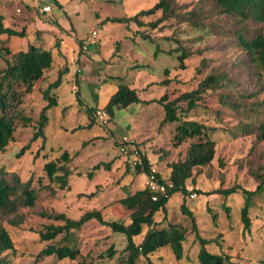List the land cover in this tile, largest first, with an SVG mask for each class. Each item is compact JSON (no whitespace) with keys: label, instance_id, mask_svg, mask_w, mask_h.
<instances>
[{"label":"rangeland","instance_id":"374dc122","mask_svg":"<svg viewBox=\"0 0 264 264\" xmlns=\"http://www.w3.org/2000/svg\"><path fill=\"white\" fill-rule=\"evenodd\" d=\"M58 1L59 4L56 0H40V4L52 8L49 12H42L36 0H0V9L6 13L5 25L24 29L26 33L24 37L12 36L9 40L0 38V65L8 55L5 47L16 51L27 49L28 43H34L52 48L59 41L62 50L59 54L58 48H54L53 67L46 71L43 80L37 82L36 89L24 96L19 108L34 121L28 125L17 121L14 140L0 153V168L17 173L23 180L32 177L34 185L39 188L40 183L48 184L43 168L46 161L59 157L65 150L73 157L69 188L41 187L37 204L33 207H20L17 217L15 214H0V221L15 243V251L8 254L9 264H80L81 261L123 264L126 235L113 232L95 219L80 230H74L70 236V242L80 249L77 258L39 256L44 247L61 242L64 236L59 234L50 241L41 239L40 232L46 226L64 223L43 216L41 212H63L71 218H79L85 211L96 208L102 210L107 220L127 222V211L118 201L146 187L147 174H139L135 169L126 171V155L120 151L117 141L128 137L141 153L147 155L152 168L168 175L169 164L183 159L190 142L196 141L197 137L176 146L173 139L175 123L163 122L165 110L156 99L165 92L176 98L184 91L195 89L212 72H224L232 79L243 76L242 84L205 89L198 106L184 113L187 118L212 127L209 134L216 142V155L212 163L194 169L193 176L187 180L191 194L186 199L182 193H175L169 200L167 211L155 215L158 221H162L161 227L171 223L185 234L183 257L176 259L168 246L153 254L151 259L155 264H201L198 260L200 244L192 230L191 219L181 210L185 200L196 216L201 234L221 241V247L217 243L208 247L213 252L228 254L230 262L227 264H264V185L253 196L249 232L243 230L241 221L242 191L239 189L228 196L212 193L218 188L235 185L255 190L260 182L257 174L264 176V142H256L253 135L241 130L244 124L264 118V92L254 95V83H244L249 76L235 64L241 48L218 34L202 37L186 22L172 18L157 28L104 22L108 16L134 15L158 0ZM176 1L181 12L199 9L203 4L210 9V3L205 0ZM207 15L211 16L210 11ZM160 16L161 11H158L143 20L149 22ZM211 19L225 27L228 25L221 16L208 18V21ZM141 32L151 38L142 37ZM180 47L190 51L185 67L180 66L178 59ZM156 49L159 51L157 55ZM65 67L68 71L55 90L59 104L49 111L50 122L46 127L44 145L43 140L38 139L19 156L21 148L32 139L37 127L35 119L46 104L41 89ZM165 69L169 70L168 75ZM167 77L171 78V83L162 84ZM122 82L135 88L142 99L150 102L118 109L113 121L102 124L92 107L105 106ZM220 95L238 106L222 103ZM179 104L187 107L186 101ZM252 105L255 106L250 111ZM92 118L94 122L89 125ZM37 151L39 156L35 157ZM110 161L111 169H93L99 162ZM225 205L229 206L230 216H227ZM12 219L18 220V224L12 223ZM146 230L144 227V233ZM144 233L136 240L140 241ZM111 246L115 251L113 256L107 253ZM137 264H148V261L141 256Z\"/></svg>","mask_w":264,"mask_h":264},{"label":"trees","instance_id":"16d2710c","mask_svg":"<svg viewBox=\"0 0 264 264\" xmlns=\"http://www.w3.org/2000/svg\"><path fill=\"white\" fill-rule=\"evenodd\" d=\"M210 3V9L205 4L199 9H192L181 12L176 0H158L153 6L141 9L134 15L108 16L104 22H114L120 24L135 23L138 26H149L150 28L159 27L167 19H176L186 22L191 28L197 31L200 36L221 35L227 42L241 48V54L235 61L236 67L241 68L243 72L248 74L249 80L246 84L253 82L254 88L252 94L261 95L264 92V0H205ZM59 4V1L56 0ZM161 11V16L149 22H145L143 17L153 15ZM211 16L209 17L208 12ZM215 16H221L228 25L225 27L219 21L210 20ZM5 16L0 13V38L9 40L12 36H25V30L15 29L4 23ZM257 26V28H256ZM142 37L151 38L144 32ZM1 40V39H0ZM83 40L81 41L82 44ZM59 41H56L52 48H44L34 43H28L27 49H18L12 51L5 47L7 56L4 57L3 65H0V153L3 152L8 144L14 140V132L16 130L17 121L22 125H28L34 121L33 117L24 114L19 106L22 104L24 96L36 89L38 81L44 79L46 71L51 69L54 64L53 51L58 48L60 54ZM181 53L178 59L181 67H185V60L190 57V51L184 47H180ZM155 50V55L158 54ZM68 71L67 67L59 70L57 77L41 89L43 99L46 104L41 108L36 121V131L32 139L24 145L19 156L23 155L31 148L32 142L38 139L46 140V127L50 122L49 111L58 106V95L55 90L62 84L63 75ZM168 75L169 70L165 69ZM243 76L230 78L224 72H212L200 81L199 85L192 90L180 93L176 98H171L168 92H165L159 99H156L165 110L163 118L164 123H175L174 144L180 145L188 139L197 137L196 141H192L186 151L183 159L169 164L171 170L168 175H162L157 171L158 178L161 182H171L173 186L166 194H159L158 198L153 199V191L148 187L137 189L130 194L119 199L120 205L127 211V222L125 220H107L104 218L101 209H90L80 215L79 218H71L63 212H46L42 211L41 215L55 220H62L64 223L59 225L50 224L45 230L40 232L42 240H54L59 234H63L61 242H52L44 247L39 256L55 255L60 259L69 257L72 259L80 255V249L70 242V236L74 230H80L90 220H97L104 224L113 232H120L126 235L127 245L123 249V264H137L141 256L145 257L148 264H155L151 256L160 251L163 247H171L176 259H181L184 252L185 234L175 225L168 223V226H160L162 221H158L155 217L156 213L167 211V206L171 197L180 192L186 199L191 194V190L187 186V180L193 176L194 169L212 163L216 155V142L210 136L212 127L195 119L184 116V113L190 112L198 106L201 100V93L205 89L224 87L228 84H242ZM171 78L167 77L161 81L162 84H170ZM40 88V87H38ZM251 94V95H252ZM227 96V95H225ZM219 99L226 104L230 101L220 95ZM186 101L187 107L183 108L179 102ZM149 100L142 99L135 88L128 83L122 82L117 90L109 97L108 102L103 108L109 114V122L114 120L118 109L127 108L132 104H146ZM232 106H238L236 103H229ZM255 105L250 107L253 110ZM96 111L98 107H92ZM258 108H255V110ZM94 118L89 122L93 124ZM241 130L246 134L255 137L256 142H264V118L259 121L244 124ZM120 144V141H117ZM42 145V146H43ZM126 171L135 169L137 173L148 174L152 168L151 162L146 154L143 155V163L133 166L129 160L131 152L124 153ZM39 156V151L35 157ZM72 155L68 151L54 159H50L44 163V172L48 180V184H42L41 187H50L57 185L60 189L70 187L69 179L73 174L71 162ZM112 161L99 162L94 165L93 169L100 168L111 169ZM93 175L92 172L89 173ZM260 182L255 190L235 185L230 188H218L212 193L228 196L239 189L244 195V203L241 208V221L243 230L249 232L251 230L252 220L250 217V208L253 203V196L264 185V176L258 175ZM39 188L34 185V179L30 177L23 180L17 173L10 172L5 168H0V214L3 216L15 214L22 206L33 207L37 204ZM204 193L203 191H197ZM209 192L208 194H210ZM206 194V192L204 193ZM227 216H230L229 206L225 205ZM184 215L189 216L192 223V230L200 244L198 252V260L201 264H227L230 262V256L225 252H213L209 249V245L213 243L219 244L221 241L216 238L204 237L199 229L197 219L192 210H190L185 200L181 205ZM216 219V214H213ZM12 223L18 224V220L12 219ZM144 227L147 230L144 233ZM143 235L140 241L136 240L137 236ZM15 251L14 240L0 221V264H9L8 254ZM107 253L113 256L114 248L111 246ZM80 264H90L81 261Z\"/></svg>","mask_w":264,"mask_h":264},{"label":"built area","instance_id":"2783aa9c","mask_svg":"<svg viewBox=\"0 0 264 264\" xmlns=\"http://www.w3.org/2000/svg\"><path fill=\"white\" fill-rule=\"evenodd\" d=\"M29 1H35V0H29ZM39 1L40 0H36ZM40 10L42 12H49L52 10L51 5H44L39 3ZM95 33V32H94ZM95 112V116L102 124H108L109 123V114L108 112L102 107L97 108ZM120 151L122 153H126L127 151L131 152V156L129 160L131 161L132 165H138L143 163V155L140 152V150L133 145L128 137L124 136L122 140L120 141ZM146 187H148L150 190L153 191V199H157L159 194H166L168 190L173 186L171 182H161L157 175V169L151 168L150 172L146 176L145 181Z\"/></svg>","mask_w":264,"mask_h":264},{"label":"crops","instance_id":"0c3cea01","mask_svg":"<svg viewBox=\"0 0 264 264\" xmlns=\"http://www.w3.org/2000/svg\"><path fill=\"white\" fill-rule=\"evenodd\" d=\"M0 13L1 14H3L4 16L6 15V13L4 12V11H2L1 9H0ZM5 21V20H4ZM62 43H64V40H62ZM60 51L62 52V50L60 49ZM54 56V55H53Z\"/></svg>","mask_w":264,"mask_h":264}]
</instances>
